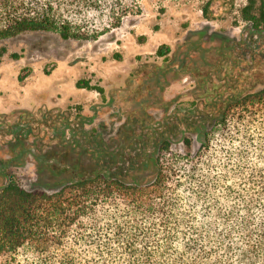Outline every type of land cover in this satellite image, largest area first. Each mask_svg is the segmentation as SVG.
Listing matches in <instances>:
<instances>
[{
  "label": "trees",
  "instance_id": "trees-1",
  "mask_svg": "<svg viewBox=\"0 0 264 264\" xmlns=\"http://www.w3.org/2000/svg\"><path fill=\"white\" fill-rule=\"evenodd\" d=\"M247 1L242 16L260 35L264 0ZM139 12L137 0H0V62L2 41L22 33L98 39ZM263 53L264 41H240L243 62ZM245 79L204 83L194 107L160 128L142 116L117 139L64 132L63 154L35 153L32 189L0 158V264H264V77ZM19 124L8 133L21 154L37 141ZM188 132L198 150L175 153L173 136L190 146Z\"/></svg>",
  "mask_w": 264,
  "mask_h": 264
},
{
  "label": "rangeland",
  "instance_id": "rangeland-1",
  "mask_svg": "<svg viewBox=\"0 0 264 264\" xmlns=\"http://www.w3.org/2000/svg\"><path fill=\"white\" fill-rule=\"evenodd\" d=\"M137 2L139 13L98 39L35 31L2 41L8 52L0 62V158L25 188L35 186L39 146L56 154L67 150L64 132L98 127L104 137L117 139L122 130L141 124L142 116L160 128L165 118L172 121L180 109L194 107L204 83L223 90L232 77L244 83L264 77V53L252 61L248 54L245 62L240 57V41L248 46L264 41V30L257 35L242 16L247 0ZM161 45L171 48L166 57L157 55ZM81 79L103 93L77 87ZM14 123L29 124L34 129L29 143L37 145L20 154L8 133ZM186 135L190 146L184 133L173 136L175 153L198 150V136Z\"/></svg>",
  "mask_w": 264,
  "mask_h": 264
}]
</instances>
